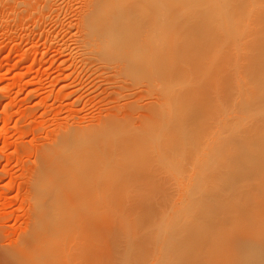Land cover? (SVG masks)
Returning a JSON list of instances; mask_svg holds the SVG:
<instances>
[{
    "label": "rangeland",
    "instance_id": "374dc122",
    "mask_svg": "<svg viewBox=\"0 0 264 264\" xmlns=\"http://www.w3.org/2000/svg\"><path fill=\"white\" fill-rule=\"evenodd\" d=\"M87 1L92 0H0V255L20 251L31 237L35 221L33 211L36 206L32 189L39 169L38 153L51 148L49 145L55 144V139L62 130L64 132L73 127L95 125L93 123L98 124L96 121H99V118L113 116L114 113L123 117V114L137 110L135 116L145 112L148 114V186L145 185L147 188L143 189V199L133 207L124 200L109 205L117 215L113 222H110L111 226L106 227L102 233L103 257L100 258L105 264H167L172 259V240L180 239V236L185 235H181L183 232L190 231L188 227L192 226L195 218L199 221L197 215L190 214V209L195 203L191 204L194 195L204 192L201 196L205 197L211 191L213 193L214 185L216 191L217 188L226 187L223 186L225 169L223 166L222 169L218 167V175L214 166L217 158L222 161L229 153L226 145L229 142L234 144L236 137L245 128L252 127V123L256 121L263 126L260 131L264 132V108L260 109L264 106V70L256 73L252 71V76L251 73L248 76L243 72L246 55L254 56L257 61L264 49L259 42L254 43V40L249 38L251 28L245 27V22L229 21L216 25L210 42L198 43L193 52L191 50L187 54L165 59L169 65L176 63V67L175 64L172 66L174 68L179 65L177 73L172 76L173 80L170 77L168 79L173 83H167L171 91L175 88L178 94L167 91L169 88L165 89L167 76L160 73V69L171 68V65L165 64L166 66L161 67L163 59L148 54V82H143L148 84L146 91L145 84L137 81L139 78L126 79L124 75H119L123 74L121 71H117L116 76V72L110 73L118 70L114 69L116 64L111 63L114 66L112 69L110 62H107L110 66L107 63L104 65L106 60H101L100 63L101 61L97 62L96 58H92L94 56H84L79 52L80 16L86 10ZM82 56L88 57V62L92 58V64L89 63L92 71H87L89 68L83 66V58H80ZM106 67H111V71ZM97 68L100 69L98 72L95 70V75H101L100 78L106 81L105 83L108 82L109 87L115 85L112 90L91 87L97 82L93 80V77H96L93 75L94 69ZM89 73L93 75L92 78ZM163 77H166L165 81ZM141 79L143 80L142 77ZM98 81L100 82L99 79ZM128 85L129 87H126ZM115 87L116 90L120 89L118 93ZM238 89H241V92ZM262 89L263 92H260ZM256 90H259V93ZM109 93L116 97V100L112 97L114 101L111 103L110 98L104 99L107 95L111 97ZM130 94H134L133 97H130ZM126 95L127 99L124 98ZM175 97L180 98L182 104V109L180 104H177L178 110H182V119L176 120L181 128L178 133L172 132L174 141H167L170 131L176 130L172 124L175 122ZM251 100L258 103L253 106L255 102L252 101V104ZM258 124L255 125L259 126ZM167 129L170 133L164 134ZM262 132L258 136L264 135ZM243 136L241 134V137ZM169 143L175 145L183 154L181 157L184 160L180 156L177 157L184 163L180 166L181 163L178 162L177 167H181L178 177L172 164L165 165L163 158L160 159L158 155L159 149H162L161 145ZM255 144L257 146V143ZM232 147L231 151L227 148L228 151L236 150V153L240 150ZM159 154H162L161 150ZM212 176L220 178L217 177L216 182L215 179L212 180ZM200 179L201 182L197 185ZM219 181L223 182L219 183L223 184L222 186L217 185ZM194 183H197L196 186H193ZM237 184L238 187L241 183ZM187 202L192 206L189 207ZM205 204L208 208L207 202L200 206L196 204V207ZM194 207L192 210L199 209ZM202 208L207 210L206 207ZM189 215L195 218L190 220L192 217L189 219ZM241 221L236 223L241 225ZM245 222L247 220L243 223ZM194 223L196 221L193 225ZM255 232L256 229L252 230V233ZM223 237L224 235L219 236ZM193 238L194 236H191L188 241L191 242ZM162 239L165 240L164 243ZM129 243L138 247L131 250L133 254L130 251L132 256H126L125 252ZM130 257L133 263L130 260L129 263L125 261Z\"/></svg>",
    "mask_w": 264,
    "mask_h": 264
},
{
    "label": "bare ground",
    "instance_id": "6f19581e",
    "mask_svg": "<svg viewBox=\"0 0 264 264\" xmlns=\"http://www.w3.org/2000/svg\"><path fill=\"white\" fill-rule=\"evenodd\" d=\"M80 17V35L78 37L80 41L78 42L81 45L78 43L80 46L78 48L81 55H92L94 56L92 58L98 60H96L97 62L106 60L103 64L107 62L116 64L114 69L118 70L111 71V67H106L107 70L109 69L110 73L116 72L115 76L117 71L118 73L121 71L123 74L119 73V75H124L126 79L130 80L139 78L137 81H142V83L148 82V54L162 58L164 63L162 62L161 67H163L168 64L166 60L169 58L187 54L191 50L193 52L198 43L210 42L216 25L226 24L229 21L245 22V27L251 28V30L249 29V38L254 40V43L259 42L264 49V0H92L87 3L86 10ZM75 43L77 46V42ZM262 55L258 56L261 61L257 60L259 63L255 61L254 56L246 55L243 61V70H245L243 72L248 76L250 73L252 76V71L256 73L262 70L263 72ZM262 57L264 58V55ZM80 58H83V61L81 60L84 63L83 66L89 68L87 71H92L93 69L89 65L92 58L88 59L89 62L87 61L88 57ZM118 63L120 64L118 65ZM109 64L108 66H110ZM174 64H170L171 68L160 69V73L167 76V79L166 77L162 78L164 81L177 73L179 65L174 68L176 63ZM113 65L111 64L112 69ZM170 65L168 64V66ZM103 67L105 68V66ZM100 68L102 67L100 66ZM100 68L94 69V76ZM101 70L104 71L103 68ZM238 71L239 69H237L239 74ZM160 73L159 75H161ZM102 74L105 73L102 72ZM179 74L178 80L180 79ZM93 75L90 74V77L92 78ZM97 76L93 77V80L97 82H92L93 85H90L92 88H106L107 90H105L108 91L115 86L109 87L108 82L105 83L106 81L104 82L100 78L101 75ZM254 76L256 77L257 74ZM259 77L258 79L262 81ZM130 80L129 82H131ZM171 80L165 81V83L167 84L169 81L173 83ZM260 81L259 84H261ZM144 84L145 90L148 91V86L146 87L148 84ZM169 86L167 84L165 89ZM263 87L264 85H262ZM174 89L173 92L171 88L167 91L174 93L176 90ZM119 90H116L115 87L117 93ZM238 90L241 92V89ZM142 91L144 92V90ZM256 91L259 93V90ZM260 92H263V89ZM113 93H109L111 97L107 95L104 99L109 100L110 98V103L113 102L112 97H115ZM133 95L129 96L133 97ZM126 97L127 95L124 98ZM114 99L116 100V97ZM254 100H256L255 97ZM254 100H251L252 104L255 102ZM257 100L259 101V99ZM169 101H171L170 98ZM176 102V105L174 103L176 111L173 109L176 123H172L176 130H172L170 133L167 129L168 131H164V134L178 133L181 128L180 123L177 122L182 119L180 98ZM177 104H180V110H178ZM131 105L128 106L131 107ZM262 108L264 106L260 109ZM135 112L131 110L130 114L126 113L127 115H122L120 112L123 117H119V113H114V115L111 113L113 116L99 118V121H96L98 124H89L90 126L87 124L88 126L80 128L73 127L64 132L62 130V133L58 134L59 137H56L55 144L52 142L54 145H49L51 148H43L41 154L38 153L39 169L32 189L33 201L36 206L33 211L35 212V221L31 237L23 247L21 246L20 251L14 254L11 252L12 254L0 255V264L104 263L100 258L103 257L101 254L102 233L106 227L111 226L110 222H113L117 215L109 205L124 200L129 203L130 207H133L135 203L143 199V189L146 187L145 185L148 186V114L147 112L140 115L137 113L138 115L135 116ZM262 120L260 119L259 122ZM247 123L251 124L250 121ZM256 123L258 124V121ZM256 123H252V127L245 128L241 133L244 136L241 137L239 134L234 144L229 142L226 145L230 151L233 149L232 146L237 148V151L240 149L239 153H234L236 150L230 152L225 147L229 153L222 161L218 158L215 160L216 171L221 166L225 169L223 171L226 172V175L222 170L221 172L223 176H226L223 181L225 183L222 184L226 187L217 188L216 191L214 185L215 191L213 190V193L211 191L205 197H203L204 192L201 193L202 196L200 193H196L198 195L195 194L191 200V204L195 202L193 204L195 207L187 202L189 207L192 206L195 209L207 208L206 204L203 206L207 202L208 208L207 210L202 208L201 211L189 208L190 214L197 215L199 221L192 215H189V219L192 217L190 220L195 218L193 222L199 223L200 220L201 222L199 225L194 223L196 225L194 226L191 221L193 227H188L190 228L189 233L186 230L187 234L180 232L181 235H185L180 236V239L172 240V259L167 264H264V135L258 136L262 132L260 130H263V126L261 127L259 124L257 126ZM258 131L260 132L258 133ZM170 135L167 137V141H174L175 138ZM169 144L161 145L162 149H159V153L161 150L162 154L158 153V155L159 158H163L165 165L172 164L173 169L176 170L174 173L178 177L181 171L180 166L184 164L182 163L183 154L182 151L175 148V145ZM224 153H226L225 150ZM178 156H182V162H180V157L177 158ZM178 162L181 163L179 168L177 167ZM168 167L170 166L168 165ZM173 169L171 170L174 171ZM216 173L219 175L218 171ZM175 174L173 175L175 176ZM176 177L175 179H177ZM217 177L212 180H218ZM201 179L199 182L197 181L198 184L194 183L193 186L199 185ZM223 182L219 181L217 185ZM237 182L241 183L238 187L236 186ZM188 201L190 200L188 199ZM196 204L203 205L196 207ZM252 210H256V212H252ZM238 219H240L239 221L247 220V222L241 221V225H239ZM255 229L257 232L252 233V230L255 231ZM215 233H219L220 237L224 235V237L219 238L217 235L214 238ZM213 234L215 235L213 236ZM191 236L194 238L189 242L188 239ZM164 239L166 240V238ZM165 240L162 239V242ZM130 244L128 245V250L129 248L130 250L126 249L128 252L125 251L126 256L128 254L132 256L131 250H135L136 244ZM160 250L158 254L161 253ZM129 260L133 263L131 257L125 261L129 263Z\"/></svg>",
    "mask_w": 264,
    "mask_h": 264
}]
</instances>
